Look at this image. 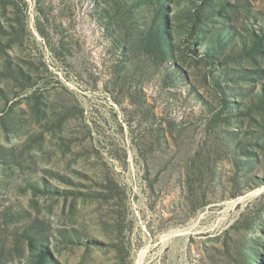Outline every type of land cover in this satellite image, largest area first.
I'll return each mask as SVG.
<instances>
[{
  "label": "rangeland",
  "instance_id": "obj_1",
  "mask_svg": "<svg viewBox=\"0 0 264 264\" xmlns=\"http://www.w3.org/2000/svg\"><path fill=\"white\" fill-rule=\"evenodd\" d=\"M0 264H264V0H0Z\"/></svg>",
  "mask_w": 264,
  "mask_h": 264
}]
</instances>
